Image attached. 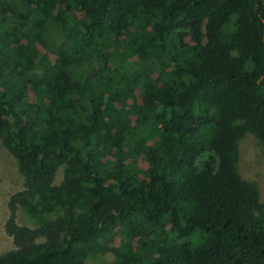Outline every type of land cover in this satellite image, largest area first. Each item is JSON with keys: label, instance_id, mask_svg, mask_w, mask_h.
Segmentation results:
<instances>
[{"label": "trees", "instance_id": "1", "mask_svg": "<svg viewBox=\"0 0 264 264\" xmlns=\"http://www.w3.org/2000/svg\"><path fill=\"white\" fill-rule=\"evenodd\" d=\"M51 23L71 26L43 53ZM246 133L264 142V0H0V140L22 178L0 264H84L93 246L113 264H264Z\"/></svg>", "mask_w": 264, "mask_h": 264}, {"label": "rangeland", "instance_id": "2", "mask_svg": "<svg viewBox=\"0 0 264 264\" xmlns=\"http://www.w3.org/2000/svg\"><path fill=\"white\" fill-rule=\"evenodd\" d=\"M70 26V24H49L44 37L46 45L44 48H41V51L43 53L57 51L60 43L67 35ZM91 64V61L85 62L81 66L73 68V70L77 76L84 77ZM36 72H40V67H36ZM237 149V172L244 181L257 188L259 200L261 203H264V142L258 140L253 134L246 133L238 141ZM142 153V148L139 147L131 151V154L136 156V158H140ZM62 174V168H60L56 176V183L60 182ZM21 190L22 178L18 171L17 162L6 151L0 140V255L13 249L12 241L5 234L3 227L8 217V200L13 194ZM17 223L33 228L36 226V219L31 217L26 211L19 209L17 211ZM113 259L114 256L110 251L93 246L87 251L84 264H113Z\"/></svg>", "mask_w": 264, "mask_h": 264}]
</instances>
